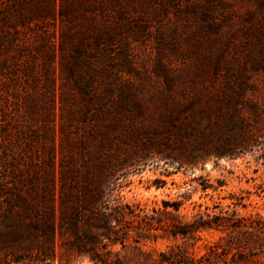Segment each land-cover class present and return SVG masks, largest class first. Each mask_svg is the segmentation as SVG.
Segmentation results:
<instances>
[{"label": "trees", "instance_id": "16d2710c", "mask_svg": "<svg viewBox=\"0 0 264 264\" xmlns=\"http://www.w3.org/2000/svg\"><path fill=\"white\" fill-rule=\"evenodd\" d=\"M154 1L202 20L195 35L218 30L217 8L222 22L236 11V0ZM254 2L252 41L190 69L167 65L144 78V95L142 83L97 91L91 80L103 67L89 58L107 61L130 30H148L132 0H0V264H51L57 254L66 263L264 264V217L240 215L241 198L186 218L179 202H125L117 181L144 152L173 164L264 151V0ZM201 230L222 236L196 257L186 244ZM162 239L182 243L148 247Z\"/></svg>", "mask_w": 264, "mask_h": 264}, {"label": "rangeland", "instance_id": "374dc122", "mask_svg": "<svg viewBox=\"0 0 264 264\" xmlns=\"http://www.w3.org/2000/svg\"><path fill=\"white\" fill-rule=\"evenodd\" d=\"M132 2V6L138 5L133 15L141 17V23L148 30L142 34L138 28L130 30L125 39L115 42L110 48L107 61H104L105 58H89L98 68L103 67V70L91 75L97 91L108 87L132 91L142 83L143 94L147 95L150 83H145V77L161 74L163 68L168 66L175 71L193 68L211 52H233L236 46L242 47L254 39L255 20L260 17L254 0H236L232 4L236 11L228 14L223 22V10L216 9L215 14L221 22L215 33H209L207 27L203 26L204 34L195 35L199 29L197 27L203 22L195 20L187 10L173 7L168 2L164 6L161 1L158 3L154 0ZM201 2L203 0H181L180 6L184 8L189 3L201 5ZM250 16H254V20L250 21ZM84 69L83 77L88 80L90 74ZM160 86L153 87L158 90ZM146 101L151 110L158 107L160 102L149 98ZM135 117L138 119V116ZM121 173L117 181L125 202L138 203L148 210L161 206L162 201L179 202L180 214L191 218L198 205L201 209L222 207L229 204L232 201L230 196H233L241 198L246 205V208L238 206L240 215L259 213L264 217V151L260 149L233 159L208 155L195 162L180 159L173 164L165 163L153 152H144L123 167ZM221 236L222 233L216 230H201L195 242L191 241L186 246L190 254L198 257L217 243ZM180 243V239H162L148 247L161 251L166 250L168 245ZM51 264L92 263L78 258H71L66 263L57 254Z\"/></svg>", "mask_w": 264, "mask_h": 264}]
</instances>
